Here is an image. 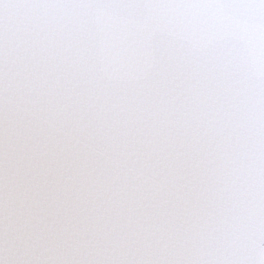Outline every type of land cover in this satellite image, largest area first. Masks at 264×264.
I'll use <instances>...</instances> for the list:
<instances>
[{
    "label": "snow or ice",
    "instance_id": "6c2138e0",
    "mask_svg": "<svg viewBox=\"0 0 264 264\" xmlns=\"http://www.w3.org/2000/svg\"><path fill=\"white\" fill-rule=\"evenodd\" d=\"M0 264H264V0H0Z\"/></svg>",
    "mask_w": 264,
    "mask_h": 264
}]
</instances>
